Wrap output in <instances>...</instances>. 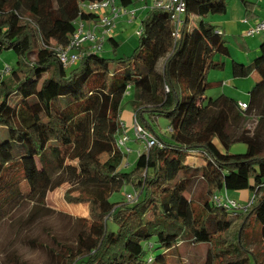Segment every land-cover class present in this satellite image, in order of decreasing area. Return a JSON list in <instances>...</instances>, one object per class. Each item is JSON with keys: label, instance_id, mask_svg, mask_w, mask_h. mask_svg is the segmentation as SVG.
Wrapping results in <instances>:
<instances>
[{"label": "trees", "instance_id": "1", "mask_svg": "<svg viewBox=\"0 0 264 264\" xmlns=\"http://www.w3.org/2000/svg\"><path fill=\"white\" fill-rule=\"evenodd\" d=\"M100 1L0 0V53L14 51L21 59L10 79L0 76V213L24 201L45 203L49 192L75 181L79 196L67 199L87 203L89 216L77 219L75 245H60V264H181L179 247L200 245L209 246L204 264H264V41L250 65L232 64L235 78L259 77L247 111L226 95L203 106L207 90L219 85L209 83L210 71L225 68L215 57L231 56L209 20L227 13L226 0H184L179 39L171 14L151 8L131 57L113 64L86 50L65 68L54 48L69 44L77 20L97 21L82 5ZM242 2L253 20L254 5ZM108 41L118 47L115 38ZM130 89L138 125L161 147L142 152L126 171L129 155L117 142ZM251 113L255 129L237 133ZM161 119L167 135L154 129ZM238 143L246 152L230 153ZM192 153L202 164L188 163ZM198 185L205 191L187 198ZM126 188L134 202L111 201ZM244 191L252 204L241 213L216 202ZM237 215L242 223L231 237ZM156 250L162 252L155 256Z\"/></svg>", "mask_w": 264, "mask_h": 264}, {"label": "rangeland", "instance_id": "2", "mask_svg": "<svg viewBox=\"0 0 264 264\" xmlns=\"http://www.w3.org/2000/svg\"><path fill=\"white\" fill-rule=\"evenodd\" d=\"M241 0H226L228 4V11L225 15H213L211 17H227L233 14V4ZM148 5L153 4L152 0H133V4L126 9L128 12H136L134 20L131 19L129 14L122 15L115 22L113 32L116 30V36L112 35L118 43V47L115 49L113 45L106 40L104 47L100 54L109 59L114 64L115 60L125 59L131 57L134 54L135 49L139 46V36L137 32L142 26V21L145 19L146 14L143 10ZM148 7V8H150ZM232 8V10H230ZM142 14V17H141ZM210 20V18H209ZM260 20V19H257ZM197 20L193 17L192 24L196 25ZM255 24V21L254 23ZM248 30V29H247ZM246 30V31H247ZM222 32V31H221ZM227 46L231 52L230 57L217 56L216 62L225 64L223 70H211L208 75L209 83H214V80H219L215 86L207 90L205 94V100L202 101L203 106H207L210 98H216L221 94L220 87L226 85L228 78L233 75L232 64L233 56H238V51L243 56H250V61H246L245 66L250 65L255 58L259 55V46L264 41L263 36H255L252 38H241V35H236L233 30L230 32H223ZM245 47L246 49H242ZM21 59L14 51H3L0 53V76L2 79H10L12 72L20 67ZM11 68V73L5 74L7 68ZM227 68V69H226ZM219 78V79H217ZM257 79L259 77L257 76ZM238 85L235 87H228L227 93L232 96L238 102H249V91L254 85L248 78L239 79ZM229 86V85H228ZM132 98L126 97L122 103L121 122L125 124V131L128 133L130 141L128 142V148L134 152L126 157V168H122L126 171L131 170L138 156L145 151V144L139 140H136L134 133V119L133 109L131 107V100L134 99L135 91L131 90ZM132 116V120L127 124V117ZM256 113H251L243 117L235 129L237 133L241 132L243 128L248 131H253L257 126ZM168 122L165 119H161L159 126L154 125V129L160 135H167ZM139 141V142H138ZM218 145V144H217ZM220 147V145H218ZM221 148V147H220ZM247 150L244 144L238 143L232 146L230 153L240 154L245 153ZM194 157V159H192ZM189 164H202L201 157L198 153H192L188 159ZM129 167V168H128ZM65 179L69 180V175H64ZM61 187L51 191L47 194L45 203H36L31 201H24L20 206L15 208H9L8 210L0 213V264H60V258L56 254H64V250L60 245L74 246L76 243V236L79 231V224L77 219L87 218L89 216V205L87 203H70L67 199L70 194L71 197H78V187L73 185L75 183L69 181ZM205 190L202 185H198L192 191H189L186 196L191 199L198 197ZM132 194L133 190L126 188L121 193L114 194L111 197L112 202L121 200L127 201V195ZM230 198H236L239 194L229 192ZM250 195V192H249ZM219 196H221L219 194ZM247 196L246 199L240 200V203H251V197ZM238 200V199H236ZM241 213L242 210L234 211ZM243 215V214H242ZM242 223V216L237 215V218L233 220V225L228 233L232 237L240 229ZM252 232V231H250ZM252 235L251 233L249 234ZM181 264H204L207 254L209 252L208 245H200L196 247L181 246L179 247ZM162 251L156 250L153 255H159ZM151 253H148L150 255ZM148 257V256H147Z\"/></svg>", "mask_w": 264, "mask_h": 264}, {"label": "built area", "instance_id": "3", "mask_svg": "<svg viewBox=\"0 0 264 264\" xmlns=\"http://www.w3.org/2000/svg\"><path fill=\"white\" fill-rule=\"evenodd\" d=\"M120 0H104L100 2H91L82 5L88 13L96 15L97 21L93 20L91 22H86L82 20L76 21V31L73 34L71 41L65 47L54 48L58 53V58L65 68H70L78 64L84 57L85 51L90 50L100 53L104 47V44L108 38H112L113 30L115 27V22L122 15L129 14L131 19L134 20L136 12H128L127 7L119 5ZM153 8L163 9L169 12L172 16L175 30L173 37L175 39L180 38L181 27L186 14V3L184 0H152ZM247 23V21H245ZM220 32V31H219ZM222 33V32H220ZM138 36H141L142 29L137 32ZM255 36L264 37V16L251 25L245 34L246 38H252ZM11 68H7L5 74H9ZM240 109L242 112H246L248 109V104L241 102ZM125 127V126H124ZM170 131V130H169ZM168 131V132H169ZM134 133L136 135V140L141 141L145 144V151L150 150L152 147H161L160 141L153 135L146 132L142 127H140L134 116ZM130 138L128 133L125 131L124 134L119 138L117 145L119 149L126 155H130L134 151L128 148V142ZM138 141V142H139ZM127 200L129 202H134L136 200V195H127ZM218 204H224V207L230 211L242 210L246 211V207H242L237 201L231 199L227 193L222 194L220 200L216 201Z\"/></svg>", "mask_w": 264, "mask_h": 264}, {"label": "crops", "instance_id": "4", "mask_svg": "<svg viewBox=\"0 0 264 264\" xmlns=\"http://www.w3.org/2000/svg\"><path fill=\"white\" fill-rule=\"evenodd\" d=\"M246 1H248L251 4L254 5L253 6L254 7V13H253L254 18H253V20H249L246 17V13L247 12H246V8H245L244 4L241 5V3L237 1L232 6L233 10H232V8H230V10L233 11V14L231 16L229 15V16L224 17V18L223 17H218V18L210 17V22L212 23V25L217 27L218 31H220V32L222 31V33L223 32H225V33L230 32V29H231V30H233V32L236 35H241V38H246L245 34L248 31L247 29H249V27L251 25H253L254 21L256 22V21H258L257 19H261L264 16V0H246ZM148 7H150V5H148L146 3V7L143 8L145 14H147V12L151 8H153V4H151L150 8H148ZM141 17H142V14H141ZM245 21H247V23H245ZM113 35H115V36L117 35L116 34V30L114 31ZM242 49L245 50L246 48L242 47ZM238 53L239 54H238V56L236 58L233 56V58H234L233 62H237V63H240V64L244 65V64H246V61H250V59H251L250 56H245V55L243 56V54L240 53L239 51H238ZM217 79H219V78H217ZM239 79H241V78H235L233 75H231L228 78L224 88L222 86L220 87L222 93L219 94L218 96L226 95V96L232 98V96L228 95L229 93L227 92V88L228 87H235V85H238L237 83L239 82ZM249 80L251 82H253L254 85H255L257 80H258L257 79V74L253 73L249 77ZM214 81H215L214 83H217L219 80H214ZM254 85L252 86V88L254 87ZM218 86H220V85H218ZM131 90H133V89H130L128 91V93H127V97H129V98H132V96H133L132 93H130ZM243 102L247 103L245 101H243ZM133 116H135L134 112H133ZM133 119H134V117H133ZM131 120H132V116L129 115L127 117V124H129L131 122ZM124 126H125V124H124ZM218 148L221 149L219 146H218ZM237 194H239V195L236 198H234V199H238V201L244 200V199H246L247 196H250L248 191L240 192V193H237Z\"/></svg>", "mask_w": 264, "mask_h": 264}]
</instances>
